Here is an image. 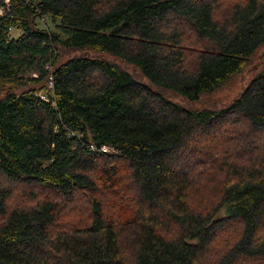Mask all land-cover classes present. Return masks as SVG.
I'll list each match as a JSON object with an SVG mask.
<instances>
[{"label": "trees", "instance_id": "trees-1", "mask_svg": "<svg viewBox=\"0 0 264 264\" xmlns=\"http://www.w3.org/2000/svg\"><path fill=\"white\" fill-rule=\"evenodd\" d=\"M8 1L0 264H264V0Z\"/></svg>", "mask_w": 264, "mask_h": 264}, {"label": "rangeland", "instance_id": "rangeland-1", "mask_svg": "<svg viewBox=\"0 0 264 264\" xmlns=\"http://www.w3.org/2000/svg\"><path fill=\"white\" fill-rule=\"evenodd\" d=\"M263 52H264V49L260 50L259 54H261ZM106 58L111 60V61L113 60L111 57H106ZM115 61L120 63L122 65V67L125 68L126 70H128L130 73H132L134 71V68L132 66L126 65V64H124L120 61H117V60H115ZM134 72H137V71H134ZM245 80L246 79H244V81ZM241 85H244V84L242 83V80H240V78H238L235 82L229 83L224 88H222V90H220L219 92H217L215 94L208 95V96L202 95L201 96L202 98L200 100V104L196 105L197 109L220 108V107L226 105L241 90V88H242ZM218 216L219 217L225 216V211L224 210L220 211Z\"/></svg>", "mask_w": 264, "mask_h": 264}, {"label": "built area", "instance_id": "built-area-1", "mask_svg": "<svg viewBox=\"0 0 264 264\" xmlns=\"http://www.w3.org/2000/svg\"><path fill=\"white\" fill-rule=\"evenodd\" d=\"M11 14H12V9L10 7L9 1L6 0L5 3L0 7V17L6 16V15H11ZM46 19H47L46 17H40V21L41 22H44ZM19 35H20V32L18 30H16L15 28H9L8 29V38H9V40L17 38V37H19ZM46 69L50 71L51 67L47 66ZM47 82H48L47 83V88L49 90H51L52 89V79H51V77L48 78ZM38 96L40 97L41 100L48 102V97L45 94L41 93ZM108 150L109 149L106 148V147H102L101 148L102 152H107Z\"/></svg>", "mask_w": 264, "mask_h": 264}]
</instances>
